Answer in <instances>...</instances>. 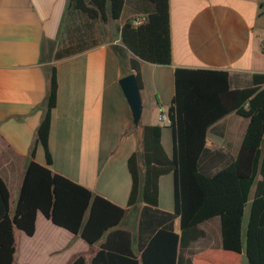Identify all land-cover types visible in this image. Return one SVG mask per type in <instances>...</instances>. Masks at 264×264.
<instances>
[{
	"label": "trees",
	"instance_id": "trees-1",
	"mask_svg": "<svg viewBox=\"0 0 264 264\" xmlns=\"http://www.w3.org/2000/svg\"><path fill=\"white\" fill-rule=\"evenodd\" d=\"M110 18L119 21L122 45L113 48L122 76L134 72L141 89L142 61L172 62L168 0H68L52 59L96 46L99 35L107 34L104 25ZM47 82L12 212L8 187L0 176V264H29L14 261V231L32 235L37 211L90 246L99 244L89 264H240L242 254L247 264H264V72L253 73L250 86L232 89L226 70L176 67L166 112L172 153L162 146L161 125H132L141 130V140L127 160L131 189L126 207L50 169L48 135L57 95L54 64ZM231 112L247 119L237 154L210 165L205 162V155L212 154L206 147L207 131ZM38 143L44 148L45 165L34 158ZM166 173L173 175L172 211L158 207V179ZM139 203L134 250L132 233L118 225ZM216 216L222 251L208 257L204 251L193 253L191 244L204 236L200 224ZM176 219L179 233L174 230ZM68 264H86V258L78 255Z\"/></svg>",
	"mask_w": 264,
	"mask_h": 264
},
{
	"label": "crops",
	"instance_id": "crops-1",
	"mask_svg": "<svg viewBox=\"0 0 264 264\" xmlns=\"http://www.w3.org/2000/svg\"><path fill=\"white\" fill-rule=\"evenodd\" d=\"M68 0H0V176L13 211L29 150L40 121L50 65L57 78L48 148L50 169L89 188L121 207L127 206L131 176L127 160L137 151L141 130L134 129L128 102L119 84L122 70L114 46H121L119 21L109 19L100 42L76 54L52 59L58 45ZM172 62H141V124L162 126L161 143L172 153L171 129L159 119L174 94L176 67L211 68L228 72L232 89L250 86L251 76L264 72V0H168ZM79 26V23H74ZM115 34L113 35V31ZM131 53L128 52V56ZM239 123V124H238ZM247 119L231 112L211 125L205 155L210 165L233 159ZM215 152V154H214ZM35 160L45 165L43 146ZM142 165V155L139 153ZM202 162L204 164V155ZM158 207L173 210V175L158 179ZM129 209L118 225L132 233L136 250L139 208ZM204 257L222 251L220 219L203 222ZM201 225V224H200ZM179 233V221H174ZM16 231L22 233L20 243ZM16 263L68 264L84 255L86 264L99 244L54 224L37 211L35 230L14 231ZM246 260L242 254L240 264ZM247 262V261H246Z\"/></svg>",
	"mask_w": 264,
	"mask_h": 264
},
{
	"label": "water",
	"instance_id": "water-1",
	"mask_svg": "<svg viewBox=\"0 0 264 264\" xmlns=\"http://www.w3.org/2000/svg\"><path fill=\"white\" fill-rule=\"evenodd\" d=\"M119 84L128 102L132 121L137 125L142 114V100L134 72H130L120 77Z\"/></svg>",
	"mask_w": 264,
	"mask_h": 264
},
{
	"label": "rangeland",
	"instance_id": "rangeland-1",
	"mask_svg": "<svg viewBox=\"0 0 264 264\" xmlns=\"http://www.w3.org/2000/svg\"><path fill=\"white\" fill-rule=\"evenodd\" d=\"M116 20H114V23H115ZM115 34V30L113 31V35ZM239 124V123H238ZM10 194H11V197L14 196L15 194V189L13 186L10 187ZM247 210H248V206L246 207V214H247ZM246 218V217H245ZM201 228H204V224H201L200 225ZM22 235L21 232L19 231H16V241L17 243H20V236ZM190 250L197 254V253H200L201 251H204V238H199L197 241L193 242L190 246ZM243 264H247L245 258L243 260Z\"/></svg>",
	"mask_w": 264,
	"mask_h": 264
},
{
	"label": "built area",
	"instance_id": "built-area-1",
	"mask_svg": "<svg viewBox=\"0 0 264 264\" xmlns=\"http://www.w3.org/2000/svg\"><path fill=\"white\" fill-rule=\"evenodd\" d=\"M159 119L162 121L168 122L167 113L160 110L159 111Z\"/></svg>",
	"mask_w": 264,
	"mask_h": 264
}]
</instances>
